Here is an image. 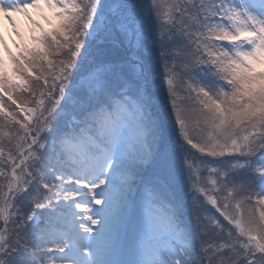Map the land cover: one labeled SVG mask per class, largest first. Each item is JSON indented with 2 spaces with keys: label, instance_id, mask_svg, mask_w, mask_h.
Instances as JSON below:
<instances>
[{
  "label": "snow or ice",
  "instance_id": "obj_1",
  "mask_svg": "<svg viewBox=\"0 0 264 264\" xmlns=\"http://www.w3.org/2000/svg\"><path fill=\"white\" fill-rule=\"evenodd\" d=\"M0 18V264H264V0Z\"/></svg>",
  "mask_w": 264,
  "mask_h": 264
},
{
  "label": "rangeland",
  "instance_id": "obj_2",
  "mask_svg": "<svg viewBox=\"0 0 264 264\" xmlns=\"http://www.w3.org/2000/svg\"><path fill=\"white\" fill-rule=\"evenodd\" d=\"M17 15H22V14H17ZM5 19L0 18V30H2L5 34L6 39L9 42V45L11 47H13V49H15L14 45H13V40L15 39V37L13 36L12 32H11V25L8 23V25H5Z\"/></svg>",
  "mask_w": 264,
  "mask_h": 264
}]
</instances>
